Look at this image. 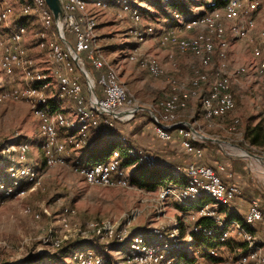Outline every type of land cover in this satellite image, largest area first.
Returning a JSON list of instances; mask_svg holds the SVG:
<instances>
[{"label": "rangeland", "instance_id": "rangeland-1", "mask_svg": "<svg viewBox=\"0 0 264 264\" xmlns=\"http://www.w3.org/2000/svg\"><path fill=\"white\" fill-rule=\"evenodd\" d=\"M105 1L86 0L84 12L79 14L93 19L96 45L118 79L120 80L121 76L127 77L129 74L135 75L138 79L134 85L141 93L150 79L138 70L137 64L127 60V55L134 51L137 59L156 64L151 59L152 55L158 57L162 54L171 61L173 67L182 59L191 61V75L186 82L188 87L192 79V71L198 69L196 61L174 49L163 48L159 42L157 44L152 39L156 35L159 38L168 30L179 29L176 27L178 18L162 8L166 7L168 0H162L159 4L155 1V5L152 4L153 2L139 3L137 0L125 2L129 8L132 6L141 11L138 23H134L130 13L123 10L121 0ZM193 1L191 14L196 13L197 17L206 12L204 7H201L200 0ZM28 2L29 0H0V6L12 10V18L0 24V57L6 49H13L10 43L11 30L21 25L20 20L24 19L23 25L27 28V33L21 43L20 58L24 62H29L33 70L49 73L51 67L46 52L37 48L38 38L35 37V33L41 31L40 23L34 17L23 18L18 14L19 5ZM183 17L187 20L193 16L184 15ZM255 17L257 35L254 38L250 35L248 40H239L246 41L245 45L242 42L231 41L225 55L229 66L227 69L231 73L237 69L243 71L229 88L233 98L236 90V113L234 118L233 116L230 118V124L227 123V133L219 134V140L223 142L222 147L231 159H238L237 151L245 154L246 157L241 159L248 163L251 185L258 189L259 196L263 193L259 200L264 205V160L248 157L245 153L264 158V148L251 146L246 138L248 131L251 132L255 128L264 130V107L261 96L259 97L256 91L262 94L261 82L246 69L247 64L252 60L251 58L249 61V46L251 48L258 44L255 42H259L260 35L264 33V12L262 10L256 12ZM148 27L153 29V36L137 41L133 32H144ZM197 32L199 29L181 28L176 35L189 38ZM49 37L55 38L53 30H50ZM133 42L134 45H132ZM219 60L216 51L211 59L212 65L216 66ZM19 73L15 70L11 76H7L0 65V264H22L23 262L26 264H72L74 253L102 256L100 250L102 253L111 255L112 264H125L126 251H129L125 246L137 234H142L150 246L167 249L173 246L174 236L177 234L178 238L181 237L179 248L171 250L173 251L171 256L174 252H179L181 247H184L182 250L184 253L192 252L195 255L202 251L208 253V250H201L203 248L189 241L188 223L192 221L191 214L180 223L175 211L177 208L170 204L166 206L169 200L175 201L172 198L159 202L157 194L142 191L131 184L126 189L87 186L70 165H45L41 149L42 139L39 134L40 119L35 113L33 102L22 97L13 99L10 95L12 91H15L11 90V87L14 86L15 89L20 90L26 83ZM171 80L180 85L176 77H167V83ZM248 83H252L256 90L247 89ZM53 86L52 83L51 95L47 92L44 96L46 100L56 102L58 100L54 94L52 95ZM57 131L58 139L63 140L64 131ZM20 144L27 146L22 162L18 161L15 152ZM116 147L120 148L119 145ZM79 152L82 151L71 152L70 157L78 158L79 154H76ZM8 162L16 164L8 167ZM15 168L27 169L28 177L14 179ZM31 179L36 180L30 183ZM6 184L9 186L5 187ZM200 203L202 205L208 201ZM64 207L74 212L66 229L60 224V214ZM34 215H37L36 219ZM106 227L113 232L110 239L104 232ZM75 242L82 244L69 254L65 253V246ZM220 251L221 249L214 258L217 259V263L215 261L210 263L206 258L197 259L195 262L196 264H235L238 252L222 257ZM47 257H55L56 260L48 261ZM181 263L184 264L183 262L179 264Z\"/></svg>", "mask_w": 264, "mask_h": 264}, {"label": "bare ground", "instance_id": "bare-ground-1", "mask_svg": "<svg viewBox=\"0 0 264 264\" xmlns=\"http://www.w3.org/2000/svg\"><path fill=\"white\" fill-rule=\"evenodd\" d=\"M121 1L123 10L130 13V18L134 20V23H138L141 11L132 8V6L129 8L125 5V2H129V0ZM137 1L142 3L147 0ZM204 1L209 3L210 0ZM236 1H238L237 9H230L229 5ZM60 3L64 13H71L77 19V28L80 29L83 43L86 44L85 55H87L88 75H100L101 80H106L107 84L112 85L119 98H122L124 101L126 108L139 109L140 113L146 111L159 123V125L155 124L153 126L156 133L169 134L170 131L176 130L180 133L183 141H187V146L192 148L193 141L203 142V140L198 135L197 139H190L191 131L188 126L191 125L181 120L189 99H198L200 101L202 117L208 122L222 119L234 109V98L229 92V88L237 76L242 75L241 72L243 70L237 69L231 73L228 70L229 66L226 63L225 55L231 41L248 40L255 28L256 12L247 11L245 1L224 0L222 6L214 8L209 12V17H207V11L203 12L200 16H193L187 20H181V14H174L178 18V21L176 20V27H179V29L184 28L185 30L199 29V32L189 38H183L176 35L179 29H172L162 33L158 38V42L163 48L174 49L181 54L190 56L196 61L198 69H192V79L186 88L178 85L174 80L169 81L167 83L169 95L158 100L147 109L135 104L134 99L129 95L125 86L121 84L116 73L107 65L100 48L95 42L93 19L79 14L84 12L86 0H60ZM201 7H204V5L201 4ZM262 11L264 12V8ZM18 14L23 18L34 17L40 23L41 31L35 33V37L38 38L37 48L40 51L46 52L51 67L50 72L45 73L33 70L29 62L21 60V43L27 33V28L23 24L11 30L10 43L13 49H6L2 58L0 57V65L2 71L7 76H11L16 70L20 72V77L26 82L22 89L12 91L10 95L13 99L22 97L33 102L35 113L40 119L39 134L42 139L41 149L45 165H70L87 186L128 188L130 186L129 173L131 168L121 167L122 157L120 150L133 159L135 165L152 168L156 164V161L150 162V156L143 155L142 151H137L131 147L113 149L106 161L88 166H85L78 158L70 157L71 152L83 148L89 132L97 130L108 132V129L104 128L102 122L99 121L100 118H103V110L93 109L92 105L88 104L86 100H79L78 103V98L73 93L71 86L66 84L63 74L60 73L59 61L55 59V55H64V46L61 41L60 29L55 25L53 16L45 1L29 0L27 4H20ZM11 18L12 10L8 7L4 8L0 6V24L6 23ZM53 26L55 27L54 39L49 37ZM133 34L137 38V41H142L145 37L153 36L154 31L148 27L144 32L134 31ZM255 43L258 44L253 45V47L251 46L252 60L247 64L246 69L261 82V102L264 107V33L260 35L259 42ZM70 50H77V41H70ZM216 51L220 60L216 66H213L211 59ZM127 60L137 64L139 68L146 70L154 78L161 77L164 74L163 70L156 64H151L143 59H137L134 51L127 55ZM51 80H53L52 83L54 85V93L52 95L54 94L59 102L69 100L73 103L74 119H68L61 109L58 111L51 109L48 100L44 96L45 93H50V89L52 88ZM49 127H51L53 134H50ZM57 130L71 132V136L65 140H59ZM53 135L57 138L58 152L62 155L61 160L54 153ZM67 145H70L72 148L67 149ZM16 148L17 159L22 162L27 146L20 144ZM11 149L15 150L13 147ZM236 155L246 157L242 151H237ZM98 170H105L107 179L94 180L89 175ZM182 173L184 185L176 187L172 182L163 183L156 191V194L162 192L161 196L157 195L158 201L164 202L172 198L180 207L192 208L195 211L196 218L208 217L213 219L219 229L218 241L220 243L235 242L244 246L245 251L243 253L238 251L239 254L237 255L235 264H264V249L259 245L253 234L255 224L248 219V215L245 214L240 221L219 218L217 209L227 206L231 202L230 199L216 193L214 189H206L204 184L200 182V179L195 177L194 174L187 173L186 169ZM28 174L29 171L25 168H15L13 178H27ZM173 177L178 180V183L180 182L179 179L181 177L177 173H173ZM204 199L208 203L200 205V201ZM248 210L261 212L255 203H252L248 207ZM25 212L31 214L29 211ZM73 214L74 212L69 210L68 207L62 209L60 224L64 229L68 227ZM34 218L36 219L37 215H34ZM194 219L195 217L191 218V220ZM104 232L108 237L105 236L110 239L109 237L113 232L108 227H106ZM191 232L202 236L211 235L209 230L201 227L193 228ZM175 236L173 246L167 249L166 247L150 246L144 240L142 234H137L125 246V248L129 249V251H126L125 264H173L174 260L171 259L173 251L171 250L179 248L178 235L176 234ZM188 237L189 241H192L190 235ZM183 248L181 247L180 249L182 250ZM218 250L219 248L208 250V254L212 258H215L217 257ZM87 258H98L97 264H105L100 254L95 256L92 254L84 255L82 253H74L72 255V264H87Z\"/></svg>", "mask_w": 264, "mask_h": 264}, {"label": "crops", "instance_id": "crops-1", "mask_svg": "<svg viewBox=\"0 0 264 264\" xmlns=\"http://www.w3.org/2000/svg\"><path fill=\"white\" fill-rule=\"evenodd\" d=\"M196 12V11H195ZM192 13V12H191ZM189 13L187 17L195 16V14ZM198 13V12H197ZM184 15H182L181 20H184ZM256 21V17H255ZM257 29L250 34L253 38L256 36ZM158 44V35L152 38ZM25 42V41H24ZM23 42V44H25ZM245 44L246 41H237ZM135 43L133 42L132 45ZM249 46V45H247ZM25 48V46H24ZM36 49V48H35ZM249 61L252 58L251 48L249 46ZM163 53V52H162ZM151 56V55H150ZM151 58V57H150ZM156 58V59H155ZM231 58V53H230ZM152 60L156 62V65L160 67L164 74L161 77L154 78L148 74L147 71L141 70L137 65V68L140 72L145 74L146 78L150 79L147 85L144 87L140 93L137 91L135 87L136 79L135 75L129 74L127 77H120V82L125 86L129 95L135 98V104L144 109H147L149 106H153L155 102L158 100L167 97L169 95V88L167 84V77L174 76L179 81L180 85L183 88L187 87V80L191 75V61L186 59H182L176 63V66L173 67L171 61L167 59L162 54L157 56L152 55ZM193 62V61H192ZM197 64V63H196ZM134 79H132L133 77ZM130 80V81H129ZM138 86V85H137ZM140 87V85H139ZM252 89V91L256 90V87L252 83H248L247 89ZM143 89V88H142ZM236 91V90H235ZM234 91V99L236 96V92ZM259 93V97L261 93ZM143 96H142V95ZM136 96V97H135ZM133 98V99H134ZM55 108H60L63 114L68 119H74V105L69 100H65L64 102L56 101ZM236 99H235V107L234 109L224 118L211 121L208 123L202 117V108L200 105V101L198 99H189L187 106L185 108L184 113L181 116V120L190 124L194 127L199 133L204 135L205 137L217 139L219 140L220 133H227V123L230 121V118H234V114L236 113ZM155 121L152 117L145 112H138L134 115V117L126 122L116 121L114 122V127L112 132H106L100 130L91 131L89 134V144L85 150L77 153L81 161L85 163L87 157L91 154H98L103 149H105L109 144L111 147L115 148L116 146H120L121 149L125 147H131L137 151H144L151 153L156 159V166L160 167H169L177 172L181 178L183 176V170L188 165H197V166H205L213 169L215 173L219 176L221 181L226 185H235L239 189V195H237L227 206L219 208L218 217H225L232 215L230 219L232 220H242L245 216L248 207L253 203H255L262 212V221L257 223L254 226L253 234L256 240L259 242V245L264 249V205L259 200L260 196L263 194L260 193L256 187L251 185L250 177H249V167L246 161H243L244 157L237 156L238 159H231L226 151L223 149L222 144L213 143V142H192L193 152H187L181 145V141H183L182 137L179 136L176 130L170 131L171 138L169 141L160 140L155 131L154 125ZM230 124V122H229ZM64 131V130H63ZM65 140L67 137L71 136V132L64 131ZM104 133V134H103ZM221 141V140H219ZM225 145V144H224ZM117 148V147H116ZM197 152L200 154L197 156ZM94 162H90L92 164ZM86 164V163H85ZM176 186V185H175ZM178 187V186H176ZM159 188V187H158ZM157 188V189H158ZM156 190L148 191L149 193L156 194ZM177 189V188H176ZM143 191V189H140ZM147 191V190H144ZM206 202L207 200H201L200 202ZM174 205L177 210L176 213L178 215V220L181 223L187 219L188 215L191 218L195 217V211L192 208H184L177 205L175 202L168 201L167 205ZM194 211V212H193ZM194 214H193V213ZM218 212V209H217ZM189 217V219H190ZM190 225V223H188ZM186 228V227H185ZM222 257L228 255H234L238 251L242 250V245L239 243H226L225 246L221 248Z\"/></svg>", "mask_w": 264, "mask_h": 264}, {"label": "built area", "instance_id": "built-area-1", "mask_svg": "<svg viewBox=\"0 0 264 264\" xmlns=\"http://www.w3.org/2000/svg\"><path fill=\"white\" fill-rule=\"evenodd\" d=\"M245 1L247 11L260 12L264 8V0H240ZM237 2L229 5L230 9H237ZM209 17V11L208 15ZM244 25V24H243ZM60 29L61 41L64 46V55H55L60 65V73L67 85L71 86L73 93L79 100H86L88 104L92 105L93 109L103 110V118L99 121L102 122L104 128L108 132H112L114 122H126L131 120L139 109H128L124 106V101L119 98L112 85L107 84L106 80H101L100 75H88L87 72V55H85V46L83 43L80 29L77 28V19L71 13H64ZM173 30H177L174 28ZM225 36V35H224ZM70 41H77V50H70ZM2 58V56H1ZM226 85V83H225ZM11 90H17L11 87ZM19 94V91H18ZM120 114V115H118ZM50 134H53L51 127ZM156 133V132H155ZM180 136V133H177ZM157 137L163 141H169L171 134H158ZM190 139H197V135L190 133ZM182 147L187 152H193L194 149L187 146V141H181ZM54 153L60 160L62 155L58 152L57 138L53 135ZM143 155L150 156V162L156 161L155 157L148 152L143 151ZM200 154L197 152V156ZM187 173L194 174L195 177L200 179L206 189H214L216 193L221 194L225 198L232 201L239 195V189L235 185L224 184L215 171L209 167L188 165L186 168ZM94 180L107 179L105 170H98L93 174H89ZM36 179H31L30 183H34ZM162 192L157 195L161 196ZM246 215L248 219L257 224L262 221V212L247 210ZM218 219V217H217ZM125 232V231H124ZM98 258H87V264H97Z\"/></svg>", "mask_w": 264, "mask_h": 264}, {"label": "trees", "instance_id": "trees-1", "mask_svg": "<svg viewBox=\"0 0 264 264\" xmlns=\"http://www.w3.org/2000/svg\"><path fill=\"white\" fill-rule=\"evenodd\" d=\"M103 1L106 2L105 0H103ZM155 1H157L156 3L159 4L162 0H147L144 2H147V3L153 2L152 4H154ZM200 2H201V4L204 5L205 10L207 12L208 11L210 12L214 8H219L220 6H222L224 0H210L209 3H206L204 0H200ZM158 4H156V6ZM193 4H194L193 0H168L166 7H162V8H165V10H167L166 12H168L170 15L171 14L188 15L189 13H191V9L193 8L192 7ZM157 7H160V5ZM161 10H163V9H161ZM20 22H21V24H23L24 19H21ZM53 31L55 32L54 26H53ZM48 102L50 104L51 109H53L54 111L57 110L55 108L56 102H54V101H48ZM100 132H102V131L100 130ZM251 132L248 131L246 133V138L248 139L249 144L251 146H254V147L264 148V130L260 129V128H255ZM89 134H90V132H89ZM89 134L87 136L86 145H84L80 151H83L87 148V146L89 144V140H88ZM71 148L72 147L69 145V147L67 149H71ZM113 149H117V148L116 147L113 148L109 144V146H107L105 149H103L98 154L89 155L87 157V160L85 161L86 164L83 161H81L80 158H78V160H80L85 166L90 165L89 164L90 162H94V163L103 162V161H106V159H108V157L110 156V153ZM119 149H121V148H119ZM120 151H121L120 155L122 157L121 167L122 168H131L130 173H129V183L132 186H135L139 189H143V190H147V191H154L160 185H162L165 182H172L176 186H183L184 185L183 184L184 178H180L179 183H178L177 179H174L173 173H175L177 171L170 169L169 167L156 166V164L152 168H146L144 166L135 165L133 159L129 158L122 150H120ZM71 158H74V157H71ZM94 163H92V164H94ZM7 164L9 167V166L15 165L16 163L8 162ZM132 166H134V167H132ZM8 186H9L8 184L5 185V187H8ZM218 214H220L219 209H218ZM231 217H232V215L228 216L226 218V220H231L230 219ZM189 226H190L189 235L192 239V242L195 245H198L201 248H203L201 250L218 249V248H221L222 246H225L226 243H229V242L220 243L218 241L219 229L216 226L214 220L211 218L202 217V218L194 219L191 221ZM198 227L205 228V229L209 230L211 232V235L210 236H202L199 234L198 235L193 234L191 232L193 230V228H198ZM180 238L181 237H179L178 240H180ZM81 244L82 243H80V242L68 244L67 246H65L64 252L69 254L72 250L81 246ZM240 245H242V244H240ZM182 250H184V249H182ZM182 250H180L177 253L176 252L173 253L172 258H171L174 260L173 264H179L180 262H183L184 264H194V263H196L195 261H197V259H200V258H206L208 261H210V263H213L212 261H215V263H217V261H216L217 259L212 258L206 251H204V252L202 251L198 255H195L192 252L184 253V251H182ZM244 251H245L244 246L242 245V250H240V252L243 253ZM100 253L104 255V256L103 255L102 256H103V259L105 261V264H112L111 255H108V253H106V252L102 253V250H100ZM47 258H48L47 259L48 261L49 260H56L55 257H47ZM22 264H26V262H23Z\"/></svg>", "mask_w": 264, "mask_h": 264}, {"label": "water", "instance_id": "water-1", "mask_svg": "<svg viewBox=\"0 0 264 264\" xmlns=\"http://www.w3.org/2000/svg\"><path fill=\"white\" fill-rule=\"evenodd\" d=\"M45 1V4L46 6L48 7V9L50 10L52 16H53V20H54V23L57 27L61 28V25H62V19H63V9H62V6H61V3H60V0H44ZM120 115V114H118ZM153 119V117H152ZM155 121V123L157 125H159V123L153 119ZM190 131L198 136L201 137V139L203 141H207V142H213V143H218V144H221L223 143L222 141H219L217 139H212V138H208V137H205L204 135H202L201 133H199L197 130H195L193 127L191 126H188ZM248 157H251V158H255V159H261V160H264V158H260V157H257V156H254L250 153H247Z\"/></svg>", "mask_w": 264, "mask_h": 264}]
</instances>
